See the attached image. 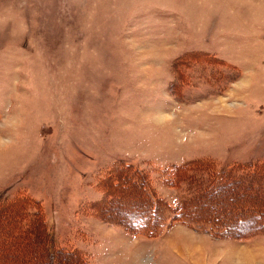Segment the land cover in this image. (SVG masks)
<instances>
[{"label":"rangeland","instance_id":"rangeland-1","mask_svg":"<svg viewBox=\"0 0 264 264\" xmlns=\"http://www.w3.org/2000/svg\"><path fill=\"white\" fill-rule=\"evenodd\" d=\"M238 163H264V0H0V207L38 211L53 248L89 264H264V230L216 236L167 208L155 235L131 230V169L174 208ZM245 185L196 209L233 207L235 223L264 206ZM40 240L2 259L44 264Z\"/></svg>","mask_w":264,"mask_h":264},{"label":"trees","instance_id":"trees-1","mask_svg":"<svg viewBox=\"0 0 264 264\" xmlns=\"http://www.w3.org/2000/svg\"><path fill=\"white\" fill-rule=\"evenodd\" d=\"M189 164L190 162L182 165H173L170 169L171 172L165 176V182L170 186H176V183L183 180L181 178L184 176V172H181V170L185 169ZM262 166H264V163H238L229 165L224 169L215 170L211 173L202 190L197 191L187 198L182 197L174 208L168 206L163 208L154 191L150 188L143 173L136 169H131L130 171H132L133 175L130 176V178L126 177L125 179L133 181L137 186V189H139L142 200H138L136 206L140 208L143 213L137 215L140 216L139 221L133 224L131 230L135 235L143 234L149 237L155 235L157 230L164 225L166 213L163 210L166 208L167 210H171V221H188L189 223L203 225L209 228L212 234L216 236L243 237L254 234L259 230H264V206L262 205L250 203L247 209L237 210V220H235V223H232V218L227 216L229 214L231 215L230 210H234L233 207H230L229 209L219 207L217 210L210 209L209 212L196 209V206L201 203L200 201H203L207 196L211 195L210 192L212 191V187L214 189L216 188V194L226 192V195L232 197L239 194L238 189L233 187L245 182V187H248L250 190L252 189L254 192H258L260 196H263L264 187L263 191L262 189L257 188L256 190L253 187H249L250 182L264 180V173H260L261 171L264 172V167ZM110 175L113 178V174L110 173ZM248 182L249 185L247 184ZM5 208L10 209V216L5 220L7 223V229L5 231V237L3 238V245H1L2 257L0 264H7L2 259L4 258L3 256H9L11 250L22 252L27 246L29 239L34 237L41 239V242L39 243L40 250L37 253H39V257L44 259V264H89L80 253L66 251V249L62 250V248H53L50 235L46 231L45 224L40 220V214L38 211L31 213L32 219L23 221L15 220V208L2 206L0 207V211ZM13 220H15V222ZM29 245L31 247V244ZM37 249V246L36 248H33L34 254ZM20 264L27 263L21 261Z\"/></svg>","mask_w":264,"mask_h":264}]
</instances>
